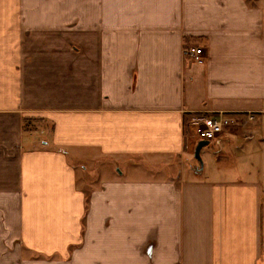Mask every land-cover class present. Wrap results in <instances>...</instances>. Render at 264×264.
I'll return each instance as SVG.
<instances>
[{
    "label": "crops",
    "instance_id": "crops-1",
    "mask_svg": "<svg viewBox=\"0 0 264 264\" xmlns=\"http://www.w3.org/2000/svg\"><path fill=\"white\" fill-rule=\"evenodd\" d=\"M0 264H264V0H0Z\"/></svg>",
    "mask_w": 264,
    "mask_h": 264
},
{
    "label": "built area",
    "instance_id": "built-area-1",
    "mask_svg": "<svg viewBox=\"0 0 264 264\" xmlns=\"http://www.w3.org/2000/svg\"><path fill=\"white\" fill-rule=\"evenodd\" d=\"M184 53L196 63L204 64L205 62V51L203 46L193 45L186 47ZM191 120L196 122L194 132L197 140L208 141H213L222 135L224 133V127H226L230 120L231 122L235 121L233 118L229 120V116L223 115L222 113L216 118L207 116L206 118L198 119V117L193 116Z\"/></svg>",
    "mask_w": 264,
    "mask_h": 264
},
{
    "label": "rangeland",
    "instance_id": "rangeland-1",
    "mask_svg": "<svg viewBox=\"0 0 264 264\" xmlns=\"http://www.w3.org/2000/svg\"><path fill=\"white\" fill-rule=\"evenodd\" d=\"M251 2H257V0H251ZM204 51H205V49H204ZM204 55H205V53H204ZM223 114V115H228L229 116V120L232 118V116H230V115H232V113H225V112H219L217 115H215V116H208V117H213V118H216V117H218V115L219 114ZM193 116H196V117H198V119H200V118H206L207 116H201V114H194V115H192V117ZM201 116V117H200ZM191 117V118H192ZM251 119V118H250ZM193 120H191V126H192V131H195V124H196V122L194 121L193 123ZM233 124H235L234 122H231V120L228 122V124L226 125V127H224V132H228L229 130H231V128H233L234 130H235V127L236 126H233ZM194 134H195V132H194ZM196 139H197V137H196ZM217 139V138H216ZM198 141L199 140H197V143H198ZM211 142V141H210ZM210 145V144H209ZM208 145V146H209ZM208 146H206V147H208ZM195 150V149H194ZM196 160V162L198 161L197 159H195ZM78 164L79 165H86L87 167H88V169L85 171V174H84V177H85V180H86V183H84V187H85V189H86V191H90L91 190V188H90V184H89V182L90 181H92V180H97V177H98V173H99V170H96V169H94V167L92 166V165H90L89 164V162H86L85 160H83V161H79L78 162ZM109 164V166H111L112 165V167H114V172H117V173H121V171H122V169L124 168V165L123 164H121L120 162H118V163H116V164H114V163H108ZM90 165V166H89ZM83 167V166H82Z\"/></svg>",
    "mask_w": 264,
    "mask_h": 264
},
{
    "label": "water",
    "instance_id": "water-1",
    "mask_svg": "<svg viewBox=\"0 0 264 264\" xmlns=\"http://www.w3.org/2000/svg\"><path fill=\"white\" fill-rule=\"evenodd\" d=\"M210 144V141L208 140H199L195 150H194V158L198 160L199 164H200V169H202L203 167V161H202V150L204 147H206L207 145Z\"/></svg>",
    "mask_w": 264,
    "mask_h": 264
}]
</instances>
